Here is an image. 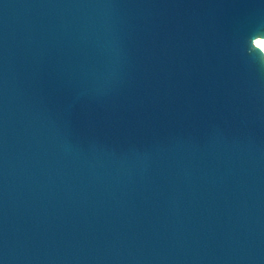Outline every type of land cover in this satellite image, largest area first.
Here are the masks:
<instances>
[{
    "label": "water",
    "instance_id": "95a60500",
    "mask_svg": "<svg viewBox=\"0 0 264 264\" xmlns=\"http://www.w3.org/2000/svg\"><path fill=\"white\" fill-rule=\"evenodd\" d=\"M264 0H0V264H264Z\"/></svg>",
    "mask_w": 264,
    "mask_h": 264
},
{
    "label": "bare ground",
    "instance_id": "6f19581e",
    "mask_svg": "<svg viewBox=\"0 0 264 264\" xmlns=\"http://www.w3.org/2000/svg\"><path fill=\"white\" fill-rule=\"evenodd\" d=\"M264 50V43L257 44Z\"/></svg>",
    "mask_w": 264,
    "mask_h": 264
}]
</instances>
